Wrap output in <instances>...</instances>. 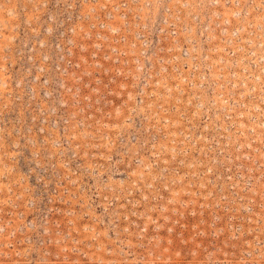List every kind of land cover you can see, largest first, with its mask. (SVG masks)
Wrapping results in <instances>:
<instances>
[{"label": "rangeland", "instance_id": "374dc122", "mask_svg": "<svg viewBox=\"0 0 264 264\" xmlns=\"http://www.w3.org/2000/svg\"><path fill=\"white\" fill-rule=\"evenodd\" d=\"M63 1L0 0V264H264V0L147 53Z\"/></svg>", "mask_w": 264, "mask_h": 264}, {"label": "built area", "instance_id": "2783aa9c", "mask_svg": "<svg viewBox=\"0 0 264 264\" xmlns=\"http://www.w3.org/2000/svg\"><path fill=\"white\" fill-rule=\"evenodd\" d=\"M240 1L242 0H206V4L204 7L200 8L199 5H197L194 6L193 9H190V7L194 5V2L189 4V6L186 8H184L183 4L180 8H178L177 6H175V3H172V5L169 6L167 4L168 0H119L114 7H111V10L116 9V11L113 10L107 12L106 17H108L109 21L114 15H117V18L120 17L121 19H126L128 22L129 18H132V23L134 24V27H132V35L137 39L138 42H140V47L142 45L146 46V48L143 49L147 53L154 50L155 47H160L162 49H164L165 47L169 50L165 42L169 41V39L173 41L176 40L172 37L176 36L178 32L175 29L176 24L174 23V21L176 22L179 19V16H174V11L179 12L182 10V14L188 17L190 23H188V25L186 26H180L181 29L184 31L188 30L189 28H193L194 34H196V36L202 35L203 30L204 32H207V29L210 30L214 25L216 26V28L218 27L220 29L221 18L222 24L224 26L225 23L229 24L228 22L230 20V17L231 19H235L236 23L235 25L230 26L231 30L229 34L236 36L242 34V31L245 29L244 26L252 24L253 20L249 16V10H247L246 8V5L249 4L250 0H245L243 2L245 3L244 5H241ZM58 4L63 6L68 5L70 9L73 8L74 10H76V8L74 7H76L78 3L75 2V0H65ZM130 12H132L131 16ZM69 18L70 27L67 29V34H72L76 31L77 24L75 22L77 18H82L85 21L87 18V14H79L78 12L76 16L70 14ZM245 22H247L246 25L244 24ZM99 23L103 24V22ZM92 25L94 26L95 23H93ZM223 28H225V31L227 30L226 27ZM97 33L101 34L99 30L97 31ZM196 36L195 38H197ZM200 41L201 38H198L199 45ZM175 47L182 54H186L188 51L186 50L187 47L178 45V43L177 45H175ZM31 48H34V46H31ZM27 57H29L31 64L35 63L34 57H30L29 55H27ZM254 61H256V63H254L256 66L261 63L260 60L258 61V57ZM33 80H36L35 76L33 77ZM59 111L60 110H55L53 114L57 113V116H61V114H59ZM59 119L60 118H57V122L55 125H58ZM53 121H55V119H53ZM260 167L264 169L263 162L260 163Z\"/></svg>", "mask_w": 264, "mask_h": 264}]
</instances>
